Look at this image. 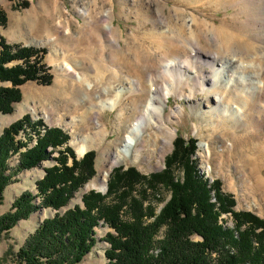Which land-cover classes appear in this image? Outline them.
<instances>
[{"label": "rangeland", "instance_id": "1", "mask_svg": "<svg viewBox=\"0 0 264 264\" xmlns=\"http://www.w3.org/2000/svg\"><path fill=\"white\" fill-rule=\"evenodd\" d=\"M190 1L185 3L181 0H0V8L7 17L6 25L0 26V39L13 46L45 50L43 63L48 67L52 78L51 85L48 86L28 82L20 88L22 100L14 105L13 113H0V136L14 123L24 117H30L33 122L40 120L44 122V126L40 129L41 133L46 127H58L69 135L68 146L76 153L78 160L88 152H95L92 167L95 174L79 188L68 206L59 211L42 208L33 213L29 219L20 221L12 230L0 236V264H18L17 254L20 248L46 219L54 218L56 214L64 215L76 206H83V196L91 191H98L101 172L108 171L107 187L103 191L106 194L110 177L118 168L124 170L134 168L147 177L165 171L178 138L184 141L191 139L196 141V153L190 158L191 162L195 163L199 175L209 180L210 186L215 180L219 181L221 192L235 200V211L251 212L264 220V192H260L255 181L257 175L264 177V162L260 161L264 156L253 150L256 145L261 146L259 142L264 139V128L256 129V135L249 136L246 141L238 139V145L233 144L235 140L229 133L222 132L216 117H204V111L208 110L204 93L199 92L193 100H188L191 93L188 85H183L180 92L168 96L161 105L165 116L158 130L165 131L167 126L174 129L175 133L171 139L164 132L156 141L157 137L153 133L157 130L147 126L142 134V137L145 136V141L140 144L139 152H134L124 164L109 168L111 153L135 121L131 102L136 96L130 93L137 84L134 81L140 80L146 87L150 74L147 69L151 70L153 67L156 70L166 62V49L158 48L157 39L160 37L158 32L169 31V28L166 27L168 26L166 23L158 24L159 15L169 18L177 9L184 12L187 19L193 15L199 21L201 20V23L194 28L190 25L189 32H194V29L200 32L198 35L201 37V53L204 56L216 54L215 48L226 41L228 36L232 35L233 45H240L241 40L250 33L245 16L235 15V10L232 8L217 6L219 0ZM108 23L112 24V38H107L104 30V25ZM210 24L216 27V38L211 36L212 31L208 27ZM188 47L189 52L192 48ZM67 48L72 49L74 56L81 54L83 60H86L85 67L77 68V73L86 77L93 86L90 88L92 89L90 101L87 97V91L90 89L79 86L74 80L75 75L67 73L55 55V51L61 53ZM169 57V60L172 59V56ZM120 58L125 59V65L121 64ZM113 61L115 63L119 61L116 67L113 66ZM15 64L12 63L11 66ZM197 66L203 71L211 69L208 65ZM96 67L104 68L98 71ZM220 70L221 68H216L214 73H219ZM114 71L118 75L117 79L122 83H117L116 89L108 96L114 99L117 88L126 86L120 106L114 111L105 110L101 117L95 113L91 115L90 111L94 108V103L107 97L103 91L104 88L113 84L111 75ZM225 73L226 76L230 75L229 71ZM248 78L249 76L246 80ZM6 86L9 85L0 83V87ZM209 88L211 84H207L206 89ZM141 96L137 97L141 98ZM79 101L80 104L73 106L74 102ZM120 113L124 114L121 119ZM82 122H88V125ZM230 128L233 126L230 125ZM236 132L241 135L244 130L238 129ZM27 133L30 134L31 139L26 136V133H22L21 138L25 142L28 141L29 147H34L37 135L31 130ZM96 133L99 134V139L93 143L89 142L94 139ZM103 135H106V138ZM85 143L87 148L85 147L81 154L80 147ZM63 149L61 147L58 150ZM242 149H245V152H242L244 151ZM25 150L26 148L23 149ZM138 153L140 156L137 159ZM247 154L250 158L245 160ZM58 156V153H54L50 160L34 169L23 171L17 176V181L8 186L4 192V199L0 205V217L12 210L13 204L22 194L32 192L36 195L38 193L37 182L44 178L46 168L57 165ZM249 159L255 163L258 162L256 165L258 168L263 164L261 172L255 170V166L251 165ZM18 163L19 157L14 156L9 166L14 168ZM171 171L176 180H183V171L177 165ZM163 185L160 184L158 193L146 190L145 207L151 203L156 214L161 212L172 194L170 188ZM214 194L213 191L212 202L215 203ZM134 195L140 198V193L135 192ZM37 202L39 204L40 199H37ZM124 212V218H126L127 211ZM150 220L153 221V219ZM220 224L226 229L234 228L232 214L221 215ZM166 231L167 227L161 228L157 239H163ZM109 232L115 231L101 223L96 232V246L79 264H107L105 250L109 248V245L105 242V237Z\"/></svg>", "mask_w": 264, "mask_h": 264}, {"label": "trees", "instance_id": "2", "mask_svg": "<svg viewBox=\"0 0 264 264\" xmlns=\"http://www.w3.org/2000/svg\"><path fill=\"white\" fill-rule=\"evenodd\" d=\"M6 23L0 8V26ZM43 55L45 50L13 46L0 39V83L9 85L0 87V113H13L14 105L22 100L20 88L28 82L51 85ZM42 126L43 121L24 117L0 136V205L6 188L20 173L50 160L54 153L59 155L57 165L46 168L44 178L37 182L38 193L22 194L12 210L0 217V236L42 208H65L95 174V152L78 160L68 146L69 135L58 127H46L41 133ZM28 130L37 135L34 147L21 138L26 133L31 139ZM61 147L64 149L58 150ZM195 153V140L178 138L165 171L147 177L134 168L114 170L106 194L91 191L83 196V206L46 219L20 248L17 263L79 264L96 246V232L102 223L115 231L105 237L107 264H264V220L251 212L235 211V200L221 192L219 181L210 186L209 180L199 175L190 160ZM14 156L19 157V163L13 168L9 165ZM176 165L183 171V180L172 175ZM160 184L168 186L172 194L156 214L151 203L145 207L146 190L158 193ZM224 214H232L234 228L220 224ZM163 227L167 231L158 240Z\"/></svg>", "mask_w": 264, "mask_h": 264}, {"label": "bare ground", "instance_id": "3", "mask_svg": "<svg viewBox=\"0 0 264 264\" xmlns=\"http://www.w3.org/2000/svg\"><path fill=\"white\" fill-rule=\"evenodd\" d=\"M181 1L185 3L191 2L190 0ZM196 1L200 2V0ZM208 1L211 2L215 0ZM216 5L224 8H232L235 10V15L241 14L245 16L246 24L250 28L249 35L241 40L240 45H233L234 40L232 39V35H230L231 37L228 36L226 41L223 39L222 41L224 42L215 48L216 54L204 56L201 53L202 46L201 37L198 35L199 31L196 32L194 29V32H189L190 25L194 28L195 25L201 23V20L199 21V19L193 15L187 19L184 16V12L177 9L173 11V14L170 15L169 18H166L164 15H159L160 22L158 24L165 25L166 23L168 24L166 27L169 28V31L158 32L160 37L157 39L158 48L166 49V62L156 70L153 67L154 70H152V68L151 70L147 69L150 71V74L148 73L149 76L146 87L142 85L144 83H141L140 80L134 81L137 84L130 93L136 96L131 102L132 111L135 112V121L132 122L123 139L111 153L109 160L110 169L116 165L124 164L134 152H139L138 149L140 144L145 141V136L142 137V134L145 132L147 126L157 130V132L153 133L154 136L157 137L155 139L156 141L164 132H166L171 139L175 133L174 129L167 126L165 131L158 130L165 116L162 112L163 109L161 105L167 100L168 96L180 92L183 85H188L190 87L191 93L188 96V100H193V97L199 92L204 93L208 108V110L203 113L204 117H216L219 121L218 124L221 125L220 129L223 130L222 132L224 134L229 133L233 140H235L233 144L236 145L238 139L246 141L249 136L256 135V129L264 128V0H219ZM208 27L212 31L211 36L216 38V27L212 24L208 25ZM104 30L107 38H112V24L108 23L104 25ZM216 40H218V38ZM77 46H79V44H77ZM188 46L192 48L189 52L187 51V48H189ZM76 50H74V52H76ZM60 54H62L61 57ZM55 55L62 63L63 69L67 71V73H73L75 75L74 80L79 86L88 87L87 90L93 87L86 77L77 73V68H84L86 65V60H83L81 54L74 56L72 49L67 48L63 49L61 53L55 51ZM169 56H172V59L169 60ZM119 61H122L121 64L123 65L126 63L123 58H120ZM116 63L113 61V66L116 67ZM128 63H130V61ZM197 65H208L211 69L203 71L201 67ZM92 68L95 69L94 67ZM103 68L104 67H96V70L101 71ZM216 68H221V70L219 73L215 74L214 70ZM198 69L200 70L199 72ZM225 71H229L230 75L226 76L227 74ZM247 76H249V78L246 80ZM111 77L113 84L109 85L108 88H104L103 91L107 97L105 99L102 97V100L94 103V108H91L90 111L91 115L95 113L98 117H101L105 110L114 111L120 106L121 99L125 95L126 86L122 85L117 88L115 91V98H110L108 95L116 89V84L122 83L117 79L118 75L115 71ZM207 84H211V88L206 89ZM91 92L92 89L87 91L88 100L91 99ZM141 95L144 96V98H142ZM137 96H141V98ZM80 103V101L74 102L73 106ZM123 116V113L119 114L120 119ZM166 117L169 116L166 115ZM82 123L86 126L88 125V122ZM230 125H232L233 128H230ZM238 129H243L244 133L239 135L238 132H236ZM98 135L99 134L96 133L94 139L89 142L93 143L97 141L96 139H99ZM103 137L106 138V135H103ZM85 138L86 137H84V139ZM259 143L261 146L256 145L253 150L259 155L264 156V139ZM85 147L87 148V143L80 147L79 151L81 154ZM242 150H244L242 152H245V149ZM139 156L138 153L136 158L138 159ZM245 157V160L250 158L248 154ZM249 160L251 161V159ZM260 161L261 163L262 161L264 162V158H261ZM257 163L251 161V165L255 166V170H260L259 172H261L263 164L262 167L260 165L258 168V166H256ZM107 174L108 171L99 174L98 182L100 186L98 190L100 191H105L107 187ZM255 179L260 192H264V177L262 175H257Z\"/></svg>", "mask_w": 264, "mask_h": 264}, {"label": "water", "instance_id": "4", "mask_svg": "<svg viewBox=\"0 0 264 264\" xmlns=\"http://www.w3.org/2000/svg\"><path fill=\"white\" fill-rule=\"evenodd\" d=\"M99 191V190H98ZM100 192H102L103 194H104V192L103 191H100Z\"/></svg>", "mask_w": 264, "mask_h": 264}]
</instances>
